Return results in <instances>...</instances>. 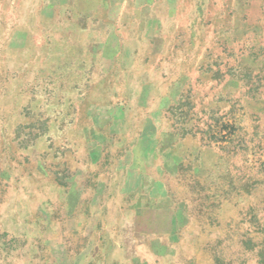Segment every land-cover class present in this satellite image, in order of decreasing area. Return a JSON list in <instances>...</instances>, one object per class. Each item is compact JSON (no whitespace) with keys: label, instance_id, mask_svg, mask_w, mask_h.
I'll use <instances>...</instances> for the list:
<instances>
[{"label":"rangeland","instance_id":"obj_1","mask_svg":"<svg viewBox=\"0 0 264 264\" xmlns=\"http://www.w3.org/2000/svg\"><path fill=\"white\" fill-rule=\"evenodd\" d=\"M85 21L0 0V264H106L120 239L108 263L264 264V0H179L164 41L114 24L127 67L90 60ZM189 53L200 78L170 92ZM138 211L175 231L134 236Z\"/></svg>","mask_w":264,"mask_h":264},{"label":"crops","instance_id":"obj_2","mask_svg":"<svg viewBox=\"0 0 264 264\" xmlns=\"http://www.w3.org/2000/svg\"><path fill=\"white\" fill-rule=\"evenodd\" d=\"M179 0H72L73 4L78 6V17L81 20H88L84 22V25L79 26L80 36H85L83 38V42L80 40L79 44L88 43L85 47V50L91 61H99L105 67H110L112 65H116L112 63L113 59H121L119 64L120 67L131 66L129 60L138 58V50L136 54H132L129 58L127 52L132 48L128 44V40H124L122 35L119 37L116 32V28H114V24L116 26L121 27L123 23L126 21H131V23H136L138 26L136 30L137 35L143 34V29H146L147 26L153 27V41L157 35L160 36V39L164 41L165 35L170 33L171 26H176V14H177V4ZM117 23V24H116ZM122 32V27L120 28ZM175 30L173 31V35H175ZM193 35V34H192ZM88 37V39L86 38ZM112 40L114 42H112ZM77 43V42H76ZM165 42L162 43V46ZM78 44V45H79ZM170 44L168 47L169 52ZM136 50V49H132ZM167 48L162 49V54H160L161 60H165L167 58L168 53ZM189 50H191V45ZM161 51V50H159ZM168 58H170L168 56ZM202 59L197 56H193L192 54H188L182 60H179L178 65L176 66V77L170 81L172 90H179L180 85H184L186 89L187 85L190 83V76L192 74L198 79L200 78V73L202 72L203 67L202 63L199 61ZM124 60V61H123ZM199 63V64H198ZM166 65L162 67V76L159 82H163L167 80V75L170 72L168 69V73L165 72ZM125 79L122 80L126 84V87H129V84L140 83L144 84L146 79L140 76H135V73L125 72ZM183 81V82H182ZM183 83V84H182ZM142 87V85H141ZM174 88V89H173ZM182 88V87H181ZM129 91V89H128ZM95 94H90L89 97L92 99ZM111 108L110 105H104L97 107L96 105L89 102V105L86 107V113L89 114V110L94 109H105ZM144 211L136 212L134 219L131 220V225L133 226V235L134 236H149V235H169L175 231V219L174 216H170L165 219L164 229H160L153 232H146L144 229H141V219L143 217ZM158 218H163L160 215ZM126 226V225H124ZM155 227H161L156 225ZM114 245L116 247H112L105 251L107 258L108 257H116L115 259H119V253L121 254L123 251L124 243L122 239L114 240ZM107 258H105L106 264H113L111 262H107Z\"/></svg>","mask_w":264,"mask_h":264}]
</instances>
